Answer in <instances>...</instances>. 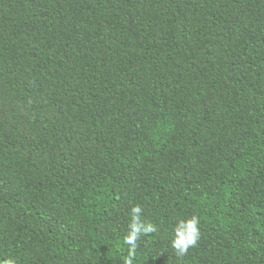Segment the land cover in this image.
I'll return each mask as SVG.
<instances>
[{"label":"trees","instance_id":"obj_1","mask_svg":"<svg viewBox=\"0 0 264 264\" xmlns=\"http://www.w3.org/2000/svg\"><path fill=\"white\" fill-rule=\"evenodd\" d=\"M135 206L133 264H264V0H0V264H124Z\"/></svg>","mask_w":264,"mask_h":264},{"label":"clouds","instance_id":"obj_2","mask_svg":"<svg viewBox=\"0 0 264 264\" xmlns=\"http://www.w3.org/2000/svg\"><path fill=\"white\" fill-rule=\"evenodd\" d=\"M143 209L140 206H135L130 215L132 217L129 226V234L125 237L124 243L128 246V255L124 260V264H133L136 253L139 248V241L143 236H149L158 232L156 225L145 223L142 220ZM200 220L198 217L185 221H180L175 229V240L172 243V248L175 250L179 258L183 259L189 250L198 245L201 239L199 228ZM6 264H13L12 261H7Z\"/></svg>","mask_w":264,"mask_h":264}]
</instances>
